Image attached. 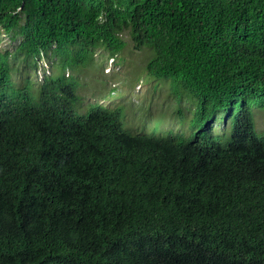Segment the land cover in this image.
Here are the masks:
<instances>
[{"label": "trees", "instance_id": "obj_1", "mask_svg": "<svg viewBox=\"0 0 264 264\" xmlns=\"http://www.w3.org/2000/svg\"><path fill=\"white\" fill-rule=\"evenodd\" d=\"M2 31L58 62L33 92L0 52V264H264V0H0ZM124 31L188 133L79 110L65 71Z\"/></svg>", "mask_w": 264, "mask_h": 264}, {"label": "rangeland", "instance_id": "obj_2", "mask_svg": "<svg viewBox=\"0 0 264 264\" xmlns=\"http://www.w3.org/2000/svg\"><path fill=\"white\" fill-rule=\"evenodd\" d=\"M121 36L125 47L118 55L111 56L105 49L96 48L92 59L85 62L87 65L74 66L72 70L65 71L66 76L76 78L79 83V110L84 111L90 103H100L110 108L117 105L123 109L124 128L132 133L143 132L156 137L166 135L171 129L188 133L187 119L182 123L178 122L177 114L172 110L174 98L167 95V81L151 78L145 69V62L152 55L151 50L136 47L127 31L122 32ZM20 39L19 35L12 36L11 33L2 31L0 52L8 54L15 83L21 86L29 83L31 90L35 92L43 75L52 73L53 65L57 64L58 59L38 57L37 68H34L30 61L23 59L17 49ZM180 102L185 118L189 117L190 113L184 107L185 99ZM252 113L255 130L264 132V109L253 105ZM217 116L219 119L212 124L213 132L229 125L230 117L226 119L223 111H219Z\"/></svg>", "mask_w": 264, "mask_h": 264}]
</instances>
